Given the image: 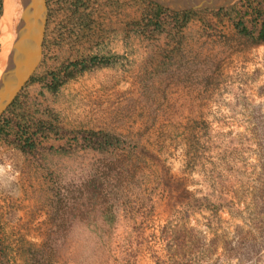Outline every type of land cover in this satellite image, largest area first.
<instances>
[{"label": "rangeland", "instance_id": "rangeland-1", "mask_svg": "<svg viewBox=\"0 0 264 264\" xmlns=\"http://www.w3.org/2000/svg\"><path fill=\"white\" fill-rule=\"evenodd\" d=\"M45 2L40 62L0 115V264H264V43L238 32L256 36L264 0L179 29L144 28L140 0ZM88 56L109 65L46 90ZM73 131L121 143L59 151Z\"/></svg>", "mask_w": 264, "mask_h": 264}, {"label": "trees", "instance_id": "trees-1", "mask_svg": "<svg viewBox=\"0 0 264 264\" xmlns=\"http://www.w3.org/2000/svg\"><path fill=\"white\" fill-rule=\"evenodd\" d=\"M140 2L142 4H145L146 8L148 9V14H146V20L145 22H143L144 28H147V26H149L150 24L153 26V28H157L161 26L163 22L159 18V16L161 14H164L167 15L173 21L174 26L178 27L179 29L188 22L190 15H192L193 13L192 11L180 12V13L170 12L158 7L157 5L149 1L140 0ZM1 8H2V4L0 0V14H1ZM259 11L255 12L256 16L257 18H260L262 16V19L259 25V29L256 33V36L252 37L251 32L248 31L245 27H243L242 24H240V27L238 28V32L243 36L254 38V40L257 43H264V11L262 12ZM152 20H154L153 23ZM99 62L101 64H104L105 66L109 65V63H105L106 61L104 59L98 61L95 56L83 57L78 61L69 62L66 66L60 68L56 72L49 73V77L44 84L46 90L48 92H55L66 81L75 78V76L79 73H82L94 66H97ZM14 103H16V98H14V100L12 101V103L8 108L13 107L14 109L13 106ZM23 116L24 114H21L18 117L19 119H21ZM21 122L23 123L22 119ZM43 122L45 123V121ZM29 123L33 124L32 121H29ZM5 129H9L6 121L3 122L2 125H0V134H3L6 137L8 136L9 132L8 130ZM49 130L50 129H48L47 131L43 130L39 132L40 141L48 140L49 134L52 135V133L49 132ZM51 130H53V128H51ZM54 134H58V133H54ZM35 135L36 132L32 133L30 131V128L26 126L23 128V130H19L16 133L15 139L17 141V146L20 148V150L23 153H29L33 148L37 146V144H39V141L35 142L34 140ZM56 138L59 140H63V142L58 147L59 151L63 153H67V150L78 152L84 149L85 150L89 149L91 151H96V152L116 150L121 143L119 136L103 131H73L71 136H69L68 134L60 133L56 136ZM134 159L136 161H140V159L136 156H134Z\"/></svg>", "mask_w": 264, "mask_h": 264}, {"label": "water", "instance_id": "water-1", "mask_svg": "<svg viewBox=\"0 0 264 264\" xmlns=\"http://www.w3.org/2000/svg\"><path fill=\"white\" fill-rule=\"evenodd\" d=\"M18 35L8 64L0 75V115L10 106L18 92L37 68L42 52L46 22L45 0H21ZM175 13L192 10L231 8L240 0H146Z\"/></svg>", "mask_w": 264, "mask_h": 264}, {"label": "bare ground", "instance_id": "bare-ground-1", "mask_svg": "<svg viewBox=\"0 0 264 264\" xmlns=\"http://www.w3.org/2000/svg\"><path fill=\"white\" fill-rule=\"evenodd\" d=\"M21 3V0H2L0 16V75L9 62L12 47L17 39Z\"/></svg>", "mask_w": 264, "mask_h": 264}]
</instances>
